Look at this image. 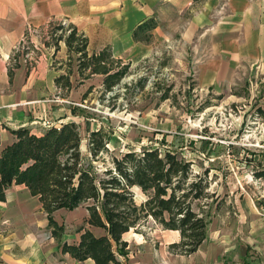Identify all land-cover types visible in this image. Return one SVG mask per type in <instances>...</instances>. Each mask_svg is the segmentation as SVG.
Segmentation results:
<instances>
[{"label": "rangeland", "instance_id": "374dc122", "mask_svg": "<svg viewBox=\"0 0 264 264\" xmlns=\"http://www.w3.org/2000/svg\"><path fill=\"white\" fill-rule=\"evenodd\" d=\"M244 1L243 8L239 0H206L188 8L170 31L172 39L153 45V52L131 65L112 91L103 92L100 77L87 81L92 90L83 114L88 126L99 123L112 132L108 147L116 156L162 147L164 139L167 148L193 163L195 174L207 172L209 192L219 196L215 216L236 223L245 219L242 213L249 219L245 208L250 207L252 222L260 224L264 180L253 173L264 167V122L255 117V109L264 107V0ZM200 9L206 17L197 19L195 29L193 18ZM187 23L193 34L186 44L181 33ZM62 24L48 25L51 43L68 34V24ZM213 31L224 34L216 44ZM80 133L84 142V126ZM135 197L137 202L142 198L138 190ZM85 214L84 207L54 214L64 226V242L77 241L76 229ZM140 231L162 238V230L152 222ZM250 257L260 261L256 252Z\"/></svg>", "mask_w": 264, "mask_h": 264}, {"label": "crops", "instance_id": "0c3cea01", "mask_svg": "<svg viewBox=\"0 0 264 264\" xmlns=\"http://www.w3.org/2000/svg\"><path fill=\"white\" fill-rule=\"evenodd\" d=\"M201 3L192 0H0V152L14 141L13 130L27 128L39 136L51 126L68 122L77 124L79 131L85 127L86 139L83 142L81 137L80 149L86 143L87 152L89 133L104 127L99 123L88 126L89 118L83 114L86 109L83 103L92 90L87 81L100 77L102 84V76L87 73L79 76L78 55L68 52L63 40L55 45L46 37L50 23L75 27L87 41L88 55L107 49L114 59L130 67L152 53L153 45L172 39L170 31L177 27L175 22L183 20L188 8ZM246 4L239 0L240 8ZM245 12L248 21L250 10ZM203 16L206 13L201 9L194 14L195 29L199 27L197 19ZM150 18L156 22L150 31V41H134V30ZM192 34L187 23L181 33L186 44ZM223 35L213 31V43ZM60 77L63 80L58 83ZM65 79L69 81L68 87L62 86ZM247 209L249 219L242 213L245 219L231 224L215 216V207L212 208L206 239L188 256L168 250V245L179 242L177 231L162 230L160 238L156 233L136 234L130 230L122 238L127 248L119 264H264V222H252L254 211ZM252 252L260 255L261 262L250 257ZM0 264L94 263L92 260L77 262L60 253L38 198L31 196L24 185H17L0 202Z\"/></svg>", "mask_w": 264, "mask_h": 264}, {"label": "trees", "instance_id": "16d2710c", "mask_svg": "<svg viewBox=\"0 0 264 264\" xmlns=\"http://www.w3.org/2000/svg\"><path fill=\"white\" fill-rule=\"evenodd\" d=\"M155 27L153 18L146 20L134 30V41L148 43ZM62 40L68 52L78 55L79 76H102L104 93L127 75L129 65L114 59L109 50L88 55L87 41L75 27L69 26L68 34L56 41ZM61 80L58 78V83ZM62 86H69L68 79ZM255 117L264 122V107L255 109ZM12 134L14 141L0 152V202L12 186L24 185L38 198L61 254L77 262L119 264V258L126 256L123 235L130 230L143 234L140 230L148 222L163 231L179 233V242L168 245L174 254L191 255L206 239L219 196L209 192L207 172L195 174L193 163L167 148L164 139L162 147H142L138 152L128 150L116 156L108 147L112 132L101 127L89 133L84 157L79 126L73 122L51 126L39 136L27 128ZM253 177L264 180V167ZM135 190L141 194L139 202ZM80 207L86 214L76 229L78 239L64 242V226L54 214Z\"/></svg>", "mask_w": 264, "mask_h": 264}, {"label": "built area", "instance_id": "2783aa9c", "mask_svg": "<svg viewBox=\"0 0 264 264\" xmlns=\"http://www.w3.org/2000/svg\"><path fill=\"white\" fill-rule=\"evenodd\" d=\"M63 24H65V23H63Z\"/></svg>", "mask_w": 264, "mask_h": 264}]
</instances>
